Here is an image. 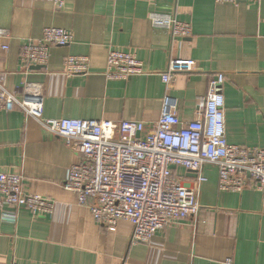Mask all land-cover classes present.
Returning a JSON list of instances; mask_svg holds the SVG:
<instances>
[{
  "label": "crops",
  "instance_id": "1",
  "mask_svg": "<svg viewBox=\"0 0 264 264\" xmlns=\"http://www.w3.org/2000/svg\"><path fill=\"white\" fill-rule=\"evenodd\" d=\"M159 14L192 24L190 38L173 42L155 27ZM72 32L74 42L54 47L46 67H25L22 45L39 39L45 28ZM0 72L10 92L34 88L42 97L44 119L139 121L151 126L167 110L180 122L197 117L200 98L218 74L230 144L264 149V0L217 4L213 0H0ZM9 49L5 51L4 45ZM128 52L150 75L108 80V54ZM70 56L89 59V73L69 76ZM170 58L192 59L197 70L178 74L168 90L158 75ZM83 156L20 110L0 111V174L22 175L29 194L56 203L53 215L21 212L15 220L0 215V264H264V199L249 187L221 192L218 171L204 167L197 218L160 231L149 243H132L133 225H99L75 194L62 185L69 168ZM174 175L193 184L184 169ZM93 201H91V204Z\"/></svg>",
  "mask_w": 264,
  "mask_h": 264
},
{
  "label": "built area",
  "instance_id": "2",
  "mask_svg": "<svg viewBox=\"0 0 264 264\" xmlns=\"http://www.w3.org/2000/svg\"><path fill=\"white\" fill-rule=\"evenodd\" d=\"M217 4L260 3L262 0H213ZM67 0H54L56 9H63ZM152 24L170 32L172 41L190 38L192 24L177 18L153 14ZM10 39L7 30L0 29V39ZM74 42L72 32L60 28H45L39 39L27 40L21 48L23 66L46 67L54 47ZM3 49L7 51L6 44ZM69 76L89 73V59L70 56L65 62ZM197 64L192 59L170 58L165 72L158 74L168 90L178 74L192 73ZM150 75L144 63L128 52L111 50L105 76L122 81ZM7 74L0 72V111L20 110L35 119L40 126L64 141L83 156L73 164L62 187L76 195L78 204L87 207L97 224L116 227L120 221L133 225L132 243H149L160 231L201 212L200 195L204 167L218 171L221 192L241 193L249 187L258 190L264 199V149L230 144L226 136V103L220 89L224 74H218L200 98L196 119L180 122L167 110L169 97L160 118L151 126L139 121L44 119L43 101L34 88L23 87L22 94L10 92ZM197 172L193 184L176 177L174 171ZM91 201L93 203L91 204ZM56 203L29 194L22 175L0 174V215L15 220L21 212L36 217L54 214ZM224 264H233L227 258Z\"/></svg>",
  "mask_w": 264,
  "mask_h": 264
},
{
  "label": "water",
  "instance_id": "3",
  "mask_svg": "<svg viewBox=\"0 0 264 264\" xmlns=\"http://www.w3.org/2000/svg\"><path fill=\"white\" fill-rule=\"evenodd\" d=\"M189 173H192V175H194L195 177L198 176L197 172H194V171H188Z\"/></svg>",
  "mask_w": 264,
  "mask_h": 264
}]
</instances>
